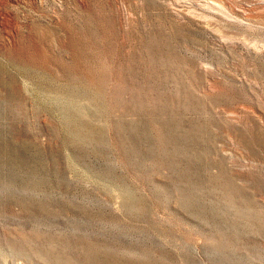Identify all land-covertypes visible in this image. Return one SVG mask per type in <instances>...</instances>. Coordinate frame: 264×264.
Returning a JSON list of instances; mask_svg holds the SVG:
<instances>
[{
    "label": "rangeland",
    "instance_id": "374dc122",
    "mask_svg": "<svg viewBox=\"0 0 264 264\" xmlns=\"http://www.w3.org/2000/svg\"><path fill=\"white\" fill-rule=\"evenodd\" d=\"M0 264H264V0H0Z\"/></svg>",
    "mask_w": 264,
    "mask_h": 264
}]
</instances>
